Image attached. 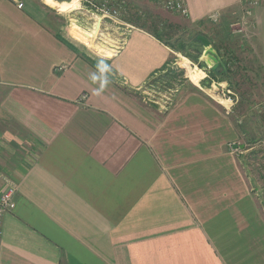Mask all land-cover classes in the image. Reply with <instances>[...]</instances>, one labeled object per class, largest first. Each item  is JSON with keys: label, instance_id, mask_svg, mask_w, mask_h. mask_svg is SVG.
<instances>
[{"label": "crops", "instance_id": "1", "mask_svg": "<svg viewBox=\"0 0 264 264\" xmlns=\"http://www.w3.org/2000/svg\"><path fill=\"white\" fill-rule=\"evenodd\" d=\"M19 1L0 0V194L17 189L0 264H264V206L225 105L193 79L166 110L140 93L176 52L135 27L105 64L74 44L80 0ZM186 2L171 24L211 39V70L225 48L264 57V2L244 31L239 0Z\"/></svg>", "mask_w": 264, "mask_h": 264}, {"label": "rangeland", "instance_id": "2", "mask_svg": "<svg viewBox=\"0 0 264 264\" xmlns=\"http://www.w3.org/2000/svg\"><path fill=\"white\" fill-rule=\"evenodd\" d=\"M73 5H77L75 0ZM66 6H62L59 9H68ZM172 18V13L139 0L131 1L127 9L122 12L121 22L133 27H141L154 33L155 28L159 25L157 29L161 33V36L171 43H168L171 46L170 48L176 52L174 64L162 75L156 77L140 93L147 100L150 99L152 101L149 102L150 105L166 110L169 107V101L167 100L170 99V95L174 94L182 83L190 81L196 72L202 74V79L198 84L208 90L211 97L219 100L217 97H219L218 95L222 90L225 92L230 91L226 96L234 99V105L231 107L232 112L228 116H230L237 127L240 126V140L236 144L244 147L243 149L238 148V151H242L243 162L246 164V172L250 176L252 187L259 194V198L264 206V57L255 50L254 57H242L239 56L242 55L239 47L238 50L233 49L232 51L229 48H222L226 55L225 57H227L226 60H228L227 65L230 72L223 79L215 78V81L210 80L209 86H205L203 82L211 79V67L210 65L208 67L205 63V49L202 50V53L198 57H195L197 53L192 52V49H190L188 50V54L195 58L187 56L188 54L186 55L182 51L183 49H181L184 48V45H178L175 42L176 35L173 36L174 39H172V35H165L166 33H170L169 30H165V27L169 23H174L171 20ZM182 18L185 20L184 17ZM177 25L180 27L178 28V37L184 36L187 40L191 39L185 32V29L188 28L186 22L184 21L182 24ZM63 26H66V21H63ZM115 27L117 29V26ZM234 29H239V27H235ZM72 30L83 41V44L73 43L84 55L108 64V59L112 57V54L107 49L100 47L97 41L94 40L95 36L90 31H84L75 23L72 24ZM174 43L178 45V49L172 46ZM241 43H238V46ZM189 44L190 42H187L185 48ZM162 95L167 98H164L167 102L159 104V100L157 99L164 100L161 98ZM10 184L12 185L13 183L10 182Z\"/></svg>", "mask_w": 264, "mask_h": 264}, {"label": "built area", "instance_id": "3", "mask_svg": "<svg viewBox=\"0 0 264 264\" xmlns=\"http://www.w3.org/2000/svg\"><path fill=\"white\" fill-rule=\"evenodd\" d=\"M14 2L19 9L24 7V3L19 0H10ZM161 9L177 14L184 18L190 17V10L186 0H145ZM83 9H73L70 14L79 13L85 16V25L80 28L84 31H90L100 45V47L107 49L113 56L119 54L125 47L131 31L135 28L127 23L121 22V15L127 9L128 0H80ZM264 0H239L242 7L241 15L238 20L232 25L234 28L239 27L240 31H244L248 26L255 27V11L262 6ZM83 11L85 13H83ZM210 20L213 23H218L220 20V13L215 12L210 15ZM78 26L77 22H74ZM117 26V29H115ZM114 26V28H113ZM127 28H129L127 30ZM106 57V56H105ZM65 67H60L63 71ZM214 83V82H213ZM230 91H221L219 101L225 105L227 115L232 112L231 107L234 105V99L226 96ZM230 95V94H229ZM16 187L14 184H9L0 194V245L3 236V220L6 210L12 207L14 196L16 194Z\"/></svg>", "mask_w": 264, "mask_h": 264}, {"label": "trees", "instance_id": "4", "mask_svg": "<svg viewBox=\"0 0 264 264\" xmlns=\"http://www.w3.org/2000/svg\"><path fill=\"white\" fill-rule=\"evenodd\" d=\"M159 26V25H158ZM156 27L155 28V31H154V33L153 32H150L154 37H156L157 39H159L160 41H162V42H164L166 45H168V46H170L169 44H171V43H169V41H166L165 40V37H162L161 36V33L158 31V29L157 28H159V27ZM176 28H177V30H176ZM178 26H176V25H173V24H168L167 25V27H165V30L166 31H170V33L169 34H165V35H172V37L174 36V35H176L177 36V38L176 39H174V37L172 38V39H174L175 40V42H177L178 43V45L179 44H181V45H184V48H181V49H183L182 51L184 52V53H186V55L188 54V50H190V49H192L191 51L193 52H195V53H197V55L195 56V57H198L201 53H202V50H204L205 49V47H207V46H209L210 44H212V41H211V39H207V37L206 36H203L202 34H196L195 36H192L191 37V39H189V40H187V39H185V37L184 36H181V37H178L179 36V33H178ZM147 30V29H146ZM187 42L189 43L190 42V44L188 45V47L187 48H185L186 47V44H187ZM169 43V44H168ZM177 44H173L172 46L173 47H175L176 49H178L177 48V46H178ZM171 47V46H170ZM203 48V49H202ZM187 56H190V57H192V58H195V57H193L192 55H187ZM196 59H198V58H196ZM227 61L228 60H226L225 59V61H223V67L222 68H219V69H217L216 71H213V70H210V75H211V77L212 78H219V79H223L224 78V76L228 73V72H230V69H229V67H228V63H227ZM240 127V126H239ZM239 127H238V129H239ZM240 132V131H239Z\"/></svg>", "mask_w": 264, "mask_h": 264}, {"label": "bare ground", "instance_id": "5", "mask_svg": "<svg viewBox=\"0 0 264 264\" xmlns=\"http://www.w3.org/2000/svg\"><path fill=\"white\" fill-rule=\"evenodd\" d=\"M196 72V71H195ZM192 79L196 82V84L199 83V81L202 79V74L200 72H196L193 76ZM217 96V95H216ZM219 98V97H217Z\"/></svg>", "mask_w": 264, "mask_h": 264}, {"label": "water", "instance_id": "6", "mask_svg": "<svg viewBox=\"0 0 264 264\" xmlns=\"http://www.w3.org/2000/svg\"><path fill=\"white\" fill-rule=\"evenodd\" d=\"M218 67H219V64L215 65V66L212 68V70H213V71H216V70L218 69ZM233 148L237 150L238 148L243 149L244 147H243V146H238L237 144H234V145H233Z\"/></svg>", "mask_w": 264, "mask_h": 264}]
</instances>
